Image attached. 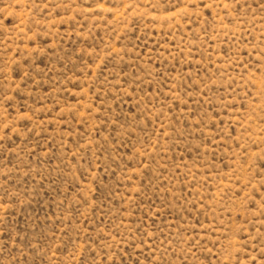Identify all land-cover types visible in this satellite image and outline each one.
Wrapping results in <instances>:
<instances>
[{"label":"rangeland","instance_id":"374dc122","mask_svg":"<svg viewBox=\"0 0 264 264\" xmlns=\"http://www.w3.org/2000/svg\"><path fill=\"white\" fill-rule=\"evenodd\" d=\"M0 264H264V0H0Z\"/></svg>","mask_w":264,"mask_h":264}]
</instances>
